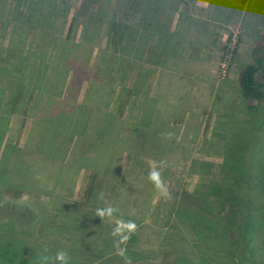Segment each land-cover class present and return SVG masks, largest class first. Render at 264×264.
I'll return each mask as SVG.
<instances>
[{"label": "rangeland", "instance_id": "1", "mask_svg": "<svg viewBox=\"0 0 264 264\" xmlns=\"http://www.w3.org/2000/svg\"><path fill=\"white\" fill-rule=\"evenodd\" d=\"M37 1L20 0L18 5V0H0V88L7 81L20 84L18 89L29 85L31 92L26 102L32 103L43 84L51 95L62 98L68 92L71 70L77 69L79 74L67 107L72 110V102L83 103L89 110V122L84 129H65L63 124L56 129L41 128L42 135L34 139V117L29 111L21 114L23 104L12 106L16 112L8 121L5 140L16 147L6 155L7 173L14 185L0 187V200L8 199L9 206V211L0 210V236H10L15 242L21 239L29 253L33 250L35 254L55 256L64 250L69 261L79 255V259L97 263L103 252L117 255L114 241L118 237L111 233L122 218L141 225L133 238L121 245L135 249L129 254L132 264H167L184 253H196L197 247L186 240L180 228L172 226L173 208L180 195L192 193L197 184L211 185L231 136L257 143L254 155L246 150L245 167L257 161L264 163V104L258 113L250 114L237 85L239 67L251 62L253 48L264 36V0H248L242 5L237 0H219V6L213 4L217 0H164V12L161 8L159 17L174 32L178 45L168 52L156 48L154 54L159 56H154L156 62L148 65L146 84L136 88L133 86L140 72L136 54L140 48L146 53L153 50L156 33L148 43L127 37L121 50L126 49L132 62L119 77L110 76L104 69L105 51L113 52L118 41L109 30V17L122 0H39L44 9L42 16L53 11L48 21L27 15L28 5ZM84 1L87 7L82 14L78 7ZM53 2L57 6L54 3L52 10L49 4ZM134 2L127 3L129 10L133 9L129 4ZM182 15L192 18L193 25L183 28L186 20L180 29ZM75 47L83 51L82 59L88 58L89 69L76 68L75 58L68 53ZM19 58L22 60L15 63ZM12 65H17L19 71H13ZM91 82L111 90L110 97L102 100L106 111H114L116 116L109 125L119 127L126 140L115 143L116 149L109 153L112 166L100 174L95 193L88 200L85 187L91 161H66L80 156L78 149H71L75 135H80L81 143L91 142L99 132L100 117L107 115L101 112L103 104L89 89ZM121 89L122 95L117 97ZM135 92L140 99L136 100ZM136 101L143 108L150 107L155 124L144 130V136L130 137ZM168 133L172 134L170 138ZM113 137L114 133L107 139L112 141ZM50 141L55 142L53 149H49ZM80 146L79 151H91L92 161L98 158V146ZM161 161L164 163L159 164ZM197 161L213 166L208 171ZM154 165L163 168L170 199L148 180ZM21 188L18 197L7 196L4 190ZM108 204L119 211L112 217H98L97 208ZM22 211L27 213L24 217ZM59 212L71 219L64 220ZM247 252L242 264H264V235L255 237ZM115 264H125L124 258L117 255Z\"/></svg>", "mask_w": 264, "mask_h": 264}, {"label": "trees", "instance_id": "2", "mask_svg": "<svg viewBox=\"0 0 264 264\" xmlns=\"http://www.w3.org/2000/svg\"><path fill=\"white\" fill-rule=\"evenodd\" d=\"M86 1L82 2L78 7V11L82 14L86 12ZM122 1L123 3H118L119 6L114 9L113 14L109 17L111 26L109 30L118 37L116 44L114 46V43L112 44L113 52L105 51L107 56L105 57V61L107 63L104 64V69L108 70L110 76L115 75V77H119L127 67V64H131L130 56L128 57L125 53L126 49L121 50L129 38H134L135 41L138 40L142 43H148L152 40L154 33L157 35L153 39L156 44L153 45L154 48L152 51L146 53L147 50L145 51L140 48L139 54H136L138 56L136 59L140 58L139 78H137L133 86L136 88L138 85L146 84L144 75L150 68L148 65H153L156 62L153 61L155 59L154 56H159L154 54L156 48H162L165 52H168L170 47L178 45V39L172 36L174 32H171L168 25L161 21L159 17L161 8H163L164 12V0H144L143 3L140 2L141 0H134V5L131 6L129 4L130 8L133 7L130 10L127 7V3H131V0ZM237 2L242 5L246 4L248 0H237ZM42 3L45 2L43 1ZM54 3L49 4L52 10ZM19 4L20 0H18ZM39 4L40 2L38 0L32 5H28L27 15L32 16V18L45 17V21L51 20L50 16L53 11L49 10L46 12L47 16H42L44 9ZM213 4L214 6H219L222 3L217 0ZM55 6H57L56 3ZM182 16L183 20L178 24L180 29H182V24L186 20L183 28L193 25L192 18L189 19L185 15ZM74 20H76L75 16L70 24L69 32H71ZM87 21L84 22V25ZM86 27L88 28L89 26ZM91 33L92 35L94 34L93 31ZM78 47L73 48V51H68V53H71V56L75 58L73 61L75 66L77 64L76 68L80 67L84 71L89 69L88 58L86 60L82 59L83 51ZM134 49L136 52L138 51L136 48ZM145 56L149 60L144 58ZM142 58L146 59V61H143ZM21 60L22 58H19L15 63H19ZM11 68L15 72L19 71L17 65H12ZM71 72L72 75L66 88L68 90L66 97H54L50 94L49 88L41 84L37 95L30 101L32 103L26 102V96L29 99L31 92L29 85L23 84V87L18 89L20 86L18 83L12 84L9 81L3 83L0 88V187L14 185L7 173L9 171H7L8 163L6 155L9 154L8 150L11 147L13 149L15 145L5 140L8 121L12 113L16 112L12 106L23 104L25 108L21 111V114H28V111L32 114L34 117L33 128L34 130L36 129V137L34 139H38L42 135L41 128L45 129L50 127L56 129L59 125L63 124L65 125L63 128L73 130L78 127L84 129L88 124L89 110L83 103L72 102V105L75 107L72 110L67 107L71 103L68 98L72 93V89L75 88V81L79 74L77 69L71 70ZM37 73L39 75L40 71L37 70ZM8 78L11 82L13 81L11 75ZM237 85L238 91L243 98L245 109L250 114L258 113L264 104V36L254 46L251 62L239 67ZM89 89L101 101V104H103L104 109H101V112L107 115L103 118L100 117L99 132L91 142L86 141L88 143H81L82 140H79L80 135H75L73 148L71 149L76 148V151L78 149L77 152L80 156L78 158L74 157V159H72L73 157H69L66 161L71 163L77 162V160H81L82 162L91 161V165H88L90 170L85 187V195L88 200L95 193L96 187L99 184L100 174L107 173L112 166L113 158L109 153L112 154L114 149H116L114 147L115 143L126 140L124 136L120 135L119 127H110L112 125L110 121L116 119V116L114 115V111H106V104L102 101L110 97L111 90L107 87L98 88V85L94 82L90 83ZM123 89L120 90V95L118 94L117 97L122 95ZM129 92L131 93L132 91ZM135 96L136 100L140 99L139 93L135 92ZM148 100L150 101V99ZM141 106L142 103L140 102L134 105L136 107V113L132 118L133 121L130 123V137L144 136V130L148 127L153 128L155 124L153 112L150 107L143 108ZM142 130L143 133H141ZM73 133L74 131L70 134L71 140L74 137ZM112 133L115 134V137H113L112 141H109L107 136ZM250 141L252 140L244 137L237 139L231 136V139L228 140L229 146H226L222 155V161L218 165V173L214 177L211 185L204 187L205 185L203 184L202 186L197 184L196 189L192 193L185 191L177 199L175 207L173 206L174 222L172 226L175 229H181L186 240L191 241L197 247V252L184 253L185 256L190 255L189 258L185 259V256L181 255L167 264H228V262L242 264L245 261L243 259L246 258L247 251L253 243L254 238L264 235V163L257 161L255 165L250 164L249 167H245L244 157L246 150L250 149L252 153L257 149V143L252 144ZM92 143L100 149L96 156L98 158L94 161L89 158L91 157V151H86V149L84 150L82 148L79 151L81 144L91 145ZM48 146L49 149H53L55 142L50 141ZM197 163L204 167L207 166L208 171L213 166L212 163L207 161H197ZM0 189L2 190V188ZM22 189H16L14 191H10V189L4 190H6L5 194L7 196L16 197L17 195H21ZM128 194H132V189L128 190ZM7 200L6 198L0 200V210L9 211V208H7L9 206L6 204L8 202ZM59 213H61L60 216H64V220L71 219L67 215H63V212ZM22 214V217H24L27 213L22 211ZM56 216L58 220L59 215ZM19 221L22 220L19 219ZM139 228H141V225L137 226L135 232L139 231ZM135 232L130 234V238H133L132 236ZM126 250V253L129 255L135 249L131 247L129 249L126 248ZM41 255L46 254H35L33 250L29 253L21 239L15 242L10 236H0V264H40ZM76 256L79 257V255ZM116 256L111 255L110 252H103V255L99 257L97 263H92L91 260L88 262L86 259H79L80 257H77L69 261L68 264H115ZM129 257L131 260L133 259L131 255Z\"/></svg>", "mask_w": 264, "mask_h": 264}, {"label": "clouds", "instance_id": "3", "mask_svg": "<svg viewBox=\"0 0 264 264\" xmlns=\"http://www.w3.org/2000/svg\"><path fill=\"white\" fill-rule=\"evenodd\" d=\"M170 138L172 136L171 133L167 134ZM161 161L159 164H163ZM163 168L160 166L154 165L150 171L148 172V180L152 182L154 187L160 191V193L165 197L170 199L171 193L165 185V181L162 176ZM119 209L117 207L108 204L106 207L97 208L96 215L100 218L104 217H112ZM137 230V225L133 220H124L118 219L116 221L115 227L112 230L111 235L113 237H118L117 240L114 241V247L116 248L117 255L124 258L125 264H132L131 258L127 256L126 247H122L121 245H125L126 242L130 239V234L134 233ZM47 252V249H45ZM70 260V256L64 250L57 251L54 257L49 255H41L40 264H68Z\"/></svg>", "mask_w": 264, "mask_h": 264}]
</instances>
